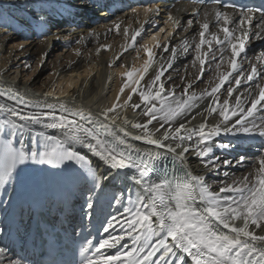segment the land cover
Segmentation results:
<instances>
[{
    "label": "snow or ice",
    "instance_id": "1",
    "mask_svg": "<svg viewBox=\"0 0 264 264\" xmlns=\"http://www.w3.org/2000/svg\"><path fill=\"white\" fill-rule=\"evenodd\" d=\"M215 2L219 6L205 11L203 19L197 10L186 21L171 13L165 21L172 26L166 39L198 25L179 45L180 54L187 58L191 53L192 67H198L194 80L182 76L181 85L173 81L169 70H174L178 48L157 41L159 55L147 44L139 45L146 56L142 69L116 65L125 67L121 86L110 106L98 112L74 99L49 101L51 93L36 99L18 87L0 88V190L7 193L22 180V166H48L58 170L63 189L79 202L81 222L103 217L97 236L83 238L78 262L53 264H264V146L249 162L247 156L230 154L236 146L233 140L220 139L264 138V49L255 62L248 55L251 40H264V0L258 6L238 0ZM56 4L59 7L51 0H22L15 7L27 15L19 16L7 11L13 5H0L5 43L25 30L46 40L53 35L57 14L74 16L89 6L101 13L106 10L102 0ZM141 7L145 13L152 11ZM124 24L113 19L106 31L123 36L126 52L136 45L144 25L130 33ZM89 39L98 42L99 34L89 31L74 43ZM28 42L25 35L15 43L23 50ZM109 48L98 43L96 53ZM74 52L81 55L79 48ZM121 55L107 66L112 68ZM213 66L211 86L195 91V84L204 82V73ZM201 104L204 107L194 113ZM128 108L146 119H128L123 115ZM197 116L203 121L192 125ZM213 116L218 119L210 124ZM193 158L197 167L216 177L218 189L212 190L207 175L194 173ZM238 168L246 171L237 176L233 170ZM5 205L11 206L0 199V208ZM6 232L0 227V237ZM0 264L31 261L0 244Z\"/></svg>",
    "mask_w": 264,
    "mask_h": 264
},
{
    "label": "bare ground",
    "instance_id": "2",
    "mask_svg": "<svg viewBox=\"0 0 264 264\" xmlns=\"http://www.w3.org/2000/svg\"><path fill=\"white\" fill-rule=\"evenodd\" d=\"M51 1L54 6L59 7L55 0ZM170 3L171 6L166 10V7H160L161 5L153 6L152 3L146 2L143 6H149L152 9V11L147 13H145L144 8L141 6L138 7L136 12L127 10L119 14L117 12L110 13L109 11H104L101 13L96 11L88 18L85 17L83 13L82 16L77 14L71 16L67 12H64L62 15L59 14L58 19L53 21L51 27L53 35L49 36L46 40L43 35H40L37 32L25 30L18 35L11 36L10 41L6 44L2 38L4 33L0 31V88L8 86L13 88L18 87L19 90L26 93L28 97L36 99H42L44 98L45 93H51L53 96H47L49 101L54 98L74 99L77 105H82L86 109L98 112L106 105L110 106L118 88L121 86L123 80L121 73L125 71V67H116V65L123 64L127 68L142 69L143 61L146 59V56L144 55L143 48L139 47V45L147 44V46L153 48V51L157 52L158 55L160 54V51L154 47L157 41H159L161 45L171 42L172 45H175L178 48V43L181 41L180 39L176 40V36H174V38L171 37L169 39H163L164 34H162V32H158V28L161 26L159 20V16L162 14L161 12L168 11L167 14L171 13V15L177 19L186 21L191 18L192 13L197 10H199L201 14L200 19H203V13L205 11L211 12V9L217 7L202 6L201 8H195L188 3H178L177 0H173ZM0 4L5 5L7 3L3 2ZM157 9H159L158 14H156ZM10 11L11 14L15 13L14 15L17 16L21 13H25L23 9ZM113 19H122L125 22L123 26H128L130 33L133 30L140 28L142 24L144 25V30L141 33V37L137 38L136 45L129 48L126 52L124 51V48L121 47L122 45L127 47L123 36L117 35L115 32L106 31L107 28L111 27ZM212 19V16L209 15V20L212 21ZM146 20L151 22L145 23ZM170 26L171 25L169 23L165 24V27ZM197 28L198 25H196L195 28L188 29L187 32L190 31V35L196 31ZM212 29L214 30L215 28ZM89 31H95L99 34L98 42L95 39H89L81 44L74 43V41L81 35L86 36ZM184 32L186 33V31ZM185 33H181L179 36L177 35V38H180ZM56 34L60 36L59 40L55 38ZM25 35L29 36L30 42L25 43L23 50H21L19 45L15 42L21 40ZM153 35H156V40L152 39ZM187 37L188 35L186 38ZM189 38H191V36ZM263 41L260 42L255 39H253V41L251 40L249 43L250 51L248 53L250 58H253V52H255L258 47L264 48ZM98 43L110 45V48L108 50L101 49L100 54L97 55L96 48ZM128 43H130V40ZM76 48L81 50L80 56L75 55L74 49ZM121 53H123V55L120 56V59L116 61V64L112 68H109L107 66L109 62L113 61L114 58ZM163 55L167 57L170 55V52L163 53ZM191 57V53H189L185 61L190 60ZM26 63L30 65L29 68L25 67ZM188 63L191 67L190 69L192 70V74L194 75V68L191 66L190 61ZM183 64L182 58L178 57L173 68L178 69ZM206 72L209 73L210 70ZM213 72L214 68L210 73L211 78ZM174 76L177 77V75ZM179 76L182 77L183 74ZM69 83L73 84L72 88L67 87ZM53 89H55V91H53ZM197 90L199 89H196L195 91ZM62 91L66 93V95L62 96ZM145 119L146 118L144 117H139L137 120L143 121ZM217 119L218 118L216 116H213L209 119V123H215ZM202 121L203 116H197V118L192 121V125H198ZM129 131L134 132L135 130L129 127ZM251 138L260 141L256 142L254 148L259 147L257 145L258 143L264 146V138L258 136ZM224 139H232V137H224ZM135 143L139 144V142ZM234 143L239 144L240 142L235 141ZM242 145H249V148L250 146L252 147V144L250 145L249 142H244ZM233 149L238 148L235 146ZM252 152L258 153L255 149ZM192 165L194 173L207 175V182L211 185L212 190L218 189L219 185L213 183L216 177L204 170L202 166L197 167L195 158L192 160ZM46 167L50 170L48 174H50L53 179L54 177L58 179V170L52 169L48 166ZM238 169L242 170L243 173L246 171L244 168ZM233 171L236 172L237 176L240 175L238 170L234 169ZM28 182L30 183V180H28ZM55 185L56 187H51L52 189L48 188L45 191L47 194V207H53L54 201L57 198L59 203H62V206L64 204L63 201L67 203L73 198L71 207L74 208L76 204L75 202H77L76 198L67 192L64 193V189L60 190V188L57 187V184ZM9 187L8 190H10ZM15 190L14 192H16ZM3 193L5 194V192ZM60 193L63 198H60ZM13 196L14 194L10 195L11 198ZM20 204L24 205V199L20 201ZM27 209V214H29L30 212L37 210V206L35 204H31ZM66 215L69 219L74 221V218L72 217L73 213L71 214L70 210ZM101 218L103 217L100 216L96 221L92 222H89L88 220L81 222L80 219H77L78 221H75V226H77L76 233H80L82 231L86 234V231L89 230L90 234L88 235V238H95L97 236L100 221L102 220ZM4 228H6L5 224ZM24 230L25 225L20 226V233ZM13 238L14 237L10 234V230H8L4 236L0 237V244H6L13 250V252L21 253V256L26 257L28 261L33 260V256H31V254L26 250L20 249L23 246L21 245V247H19L17 244L18 242L22 243L25 241L23 237L19 236L17 241H13Z\"/></svg>",
    "mask_w": 264,
    "mask_h": 264
},
{
    "label": "rangeland",
    "instance_id": "3",
    "mask_svg": "<svg viewBox=\"0 0 264 264\" xmlns=\"http://www.w3.org/2000/svg\"><path fill=\"white\" fill-rule=\"evenodd\" d=\"M14 1V2H13ZM17 1V2H16ZM7 3L8 5H13V7H11V9L10 10H19L20 8H18V7H15V5H18V4H20L21 2H22V0H0V3ZM52 2V1H51ZM10 3V4H9ZM8 11L9 13H11V11ZM167 10V9H166ZM22 11V10H21ZM162 14H160V16H159V20H160V28H164V32H162V34H164V38L163 39H165V37H166V33L167 32H169V31H172L171 30V28H172V26H170V27H165V21L167 20V16H168V11H164V12H161ZM23 13H21L20 15H22ZM182 21V20H181ZM183 22V21H182ZM170 24V23H169ZM171 25V24H170ZM212 31H214L213 29H211ZM189 32L190 31H186V33L184 32V31H181L180 32V34L181 33H185L183 36H181L180 38H177V35H176V40H181L179 43H178V52H177V56L178 57H180V58H182V60H183V65H181L178 69H174V70H172L171 71V74H172V77H173V81L177 84V85H181V80H180V76L179 75H182L183 74V76H186L187 77V79L188 80H194V78H195V75H197L198 74V67L197 68H195V69H193L194 71H193V73H194V75L192 74V70L190 69L191 67H190V65H189V61L191 62V58H190V60H187V61H185V57L183 56V55H181L180 54V50H179V45L182 43V41H183V39L184 38H186V36L188 35V37L187 38H189L190 36H192V34H190L189 35ZM179 36V35H178ZM168 39L169 38H171V37H167ZM197 39H198V37H197ZM165 41V40H164ZM253 41V40H252ZM257 41V40H256ZM260 42L261 41H263V40H259ZM251 42V41H250ZM264 42V41H263ZM248 47L250 48V46L248 45ZM264 47V46H263ZM261 49H264V48H260V47H258L257 48V50L255 51V52H253V55H252V57L253 58H251L252 60H253V62L255 61V55H259V53H260V50ZM259 51V52H258ZM246 64H245V67H247L248 66V64H247V62H245ZM192 66V65H191ZM207 66V65H206ZM226 67V66H225ZM214 68V67H213ZM222 70H224V69H222ZM170 71V70H169ZM211 71L212 70H210V72L209 73H207V72H205L204 73V76H205V81L204 82H199V83H196L195 84V90L196 89H199V90H197L198 92H200V90L203 88H205V87H210L211 86V84L209 83V81H211V77H210V73H211ZM174 75H177V77H175ZM262 83H264V81H262ZM200 87V88H199ZM202 89V90H203ZM52 95V94H51ZM51 95H49V97L51 96ZM53 96V95H52ZM205 103H206V101H205ZM204 107V104H201V106H200V108L199 109H194V113L195 112H198V111H200L202 108ZM123 115H125V116H127V118L128 119H130V120H133V121H137V119L140 117V118H143L144 116H142V114H140L138 111H132L130 108H128L127 110H126V112H124L123 113ZM145 118V117H144ZM118 123H121V121H119L118 120ZM23 139L25 140L26 139V143L29 141V136L26 134L24 137H23ZM220 139H224V137H221ZM231 140H233L234 142L235 141H239L240 143L239 144H237L236 143V147L238 148V149H231V151H230V154L233 156V157H239V156H241V155H243V156H247V157H249V162H250V160H251V158L252 157H254V156H256L258 153H255V152H252L254 149H255V151L257 150V151H259V149L262 147V145L260 144V143H258L257 145L259 146L258 148H254V146H255V144H256V142H260V141H258V140H256V139H254V138H251V137H232V139ZM244 142H249V144L251 145L252 144V147L250 146V148H249V145H242V143H244ZM17 147H19V145L17 144ZM244 152V153H243ZM246 152V153H245ZM254 153H255V155H254ZM22 167H24V172L21 174L22 175V180H20V181H17V182H15V183H13L10 187H9V189L10 190H8V192L7 193H3V191L2 190H0V199H3V200H6V201H9L10 202V200H11V197H10V195L11 194H16V196H18L19 197V199H20V201L23 199V196H24V192H25V187L26 186H28L30 183L28 182V180H30L29 178H28V176H27V174H26V170L27 171H29V172H34V173H42V175H43V180H44V182L46 183V187L48 188V187H51V186H53V187H56V185L55 184H57V185H61L60 184V182H59V178L58 179H56V177H54V179L52 178V176L50 175V174H48V172L50 171L46 166H40V165H26V166H22ZM236 170H238L239 171V173H240V175H241V173H243V171L242 170H240V169H236ZM241 171V172H240ZM48 174V175H47ZM58 180V181H57ZM22 181V185L21 186H18V183L19 182H21ZM55 183V184H54ZM16 189V190H15ZM63 189V188H62ZM13 190V191H12ZM14 190L16 191V192H14ZM23 195V196H22ZM10 197V198H9ZM19 201V202H20ZM76 204H75V210L73 211V218H74V222L76 221H78L77 219H80L79 217H77V214H79L80 213V207H79V203H77V202H75ZM25 207V206H24ZM23 207V208H24ZM77 210V211H76ZM11 212V206L9 207L8 205H5V207H3V208H0V227H4V224L5 223H7L6 221L7 220H5L6 219V217L5 216H9V213ZM5 218V219H4ZM101 219H103V218H101ZM4 220V221H3ZM4 222V223H3ZM99 228H100V225H99ZM6 229V228H5ZM87 235L88 234H90L89 233V230H87ZM18 239L15 237V238H13V241H17ZM18 243H20V242H18ZM17 243V244H18Z\"/></svg>",
    "mask_w": 264,
    "mask_h": 264
}]
</instances>
